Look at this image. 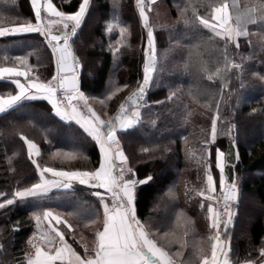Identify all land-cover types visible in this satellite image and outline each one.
Here are the masks:
<instances>
[{
    "label": "trees",
    "instance_id": "16d2710c",
    "mask_svg": "<svg viewBox=\"0 0 264 264\" xmlns=\"http://www.w3.org/2000/svg\"><path fill=\"white\" fill-rule=\"evenodd\" d=\"M219 2L158 0L156 4L166 5L169 15L159 22L154 19V6L151 8L149 22L156 40L158 72L153 74V84L146 97L150 107L140 108V121L135 127L118 131L129 166L136 169L139 178L148 174L154 178L150 184L137 189L138 218L156 234L158 245L181 264H189L197 248L210 253L209 201L197 193L206 188L202 155L211 165L213 176L219 175L214 158L217 147L226 153L228 181L239 175V197L233 205L237 215L233 226L225 230L230 257L234 262H244L249 255L255 260L264 243V80L260 79L264 76V21L259 19V12L257 22L246 25L249 36L240 39V47L229 45L230 57L242 65V70L225 74L227 87L225 79L208 81L195 68H185L188 49L193 43L204 44L202 59L210 70L223 67L224 42L192 23L194 9L198 15H208L211 8L206 5L217 6ZM227 2L233 26L237 10L247 13L248 9L264 6V0ZM53 3L61 10L71 11L79 0H72L71 5L62 0H53ZM233 3L236 8L232 7ZM28 19H33L30 0L15 3L0 0V27ZM109 24L115 25L111 32L107 30ZM121 27L128 29L125 46L114 56L109 45H116L121 39ZM145 47L146 30L141 25L135 0H92L85 22L73 38L74 56L81 63L86 57L93 65L91 74L83 67L81 90L99 101L110 87L129 85L108 101L107 106L93 107L101 119L115 116L119 104L142 79ZM17 56H28L33 74L42 80L50 79L55 71L51 50L39 34L0 38V67L18 66L14 59ZM170 91L176 92L172 100L167 99ZM9 93L15 95L16 87L0 81V95L6 97ZM155 101L164 103L155 104ZM128 107L131 112L133 106ZM217 114L220 117L217 137L209 149L212 155L208 156L204 152L205 141L211 136L212 119ZM231 125L235 128L229 133ZM21 137L37 145L40 155L36 162L41 168L83 171L94 170L99 165V148L81 126L61 120L48 101H25L0 114L2 191L10 193L18 186L39 182L33 158H29L25 139ZM143 147L154 151L143 154ZM66 152L76 153V158L65 157ZM91 191L87 186L74 184L70 190L52 191L42 200H18L0 210V264H16V260L31 251L28 241L36 231L32 217L42 210L50 209L72 225L71 232L63 224L60 228L74 249L81 254L85 247L91 250L95 233L103 227L102 209ZM17 222L19 230L13 231Z\"/></svg>",
    "mask_w": 264,
    "mask_h": 264
},
{
    "label": "snow or ice",
    "instance_id": "6c2138e0",
    "mask_svg": "<svg viewBox=\"0 0 264 264\" xmlns=\"http://www.w3.org/2000/svg\"><path fill=\"white\" fill-rule=\"evenodd\" d=\"M12 2L15 3L16 0ZM91 2L92 0H79L74 10L65 11L58 8L53 0H30L33 19L18 22L10 28L0 27V38L25 33L39 34L51 50L55 65V71L48 80H42L39 75L33 74V69L28 63V56L15 57L18 66L0 67V79L10 80L18 90L15 95L10 93L6 97L0 95V113L7 112L23 100H46L51 103L55 115L61 120L75 121L80 125L98 146L100 152L99 165L94 170L64 171L51 167L41 168L36 160L32 159L39 174V182L22 188L18 186L10 193L0 190V210H3L13 206L18 200L24 201L28 198L42 200L53 188L71 189L73 183H78L92 190L91 195L96 198L99 208L102 209L103 230L95 233V247L91 250L85 247L83 254L66 240V234L61 230L60 225H65L69 232L72 231V225L62 219L61 215L50 209L34 213L32 219L35 221L36 231L28 241L31 251L26 252L23 259L16 260V264H177L169 252L158 245L154 238L156 234L138 219L137 189L150 184L154 178L150 174L139 178L136 169L127 166L129 158L125 155L118 138L119 130L131 129L140 121L141 107H150L146 95L153 84V74L158 72L156 40L146 13L145 0H135L141 25L146 30L142 79L136 82L135 89L119 104L118 113L108 120L101 119L90 106L92 98L81 90L80 79L76 74L81 67V62L72 51L73 38L77 36L78 30L85 22ZM150 2L155 3L156 0H150ZM62 3L71 5L72 0H62ZM206 7L211 8L208 15H198L196 10H193L192 23L194 26L207 29L215 38L224 42L223 67H216L214 71L210 70L202 59L204 44L193 43L188 49V62L185 68H195L200 74L206 75L208 81H214L217 78L225 79L224 86L227 87L225 74L233 70H242V65L235 63L230 57L229 45L235 48L240 47V39L249 36L246 25L257 22V12H259V19L264 21V6L259 9H248L247 13L237 10L234 17L235 26L230 23L233 17L229 14L230 5L227 0H220L217 6L208 4ZM232 7L237 6L233 3ZM45 15L49 17L47 22H45ZM54 25L58 26L56 32L52 31ZM113 27L115 25L109 24L107 30L111 32ZM119 32L121 39L116 41V45H109V51L114 56L120 53L121 47L125 46V34L128 29L121 27ZM20 77L25 78L26 83H22ZM260 79L264 80V76H260ZM128 87L127 84L110 87L106 95L99 98V103L107 106L108 101ZM175 96L176 92L170 91L167 99L172 100ZM65 101L67 107H62ZM162 103L164 101H155V104ZM129 104L133 106L131 112ZM219 118L217 114L212 119L211 136L205 141L204 152L208 156L212 155L209 149L217 137ZM234 128L235 125H231L228 132L231 133ZM21 139L25 138L21 137ZM25 143L31 159L34 151L38 154L37 145L27 139ZM153 151L152 148H141L143 154ZM63 155L70 159L76 158V153L66 152ZM214 158L215 169L220 174L219 195H216L217 186L212 167L205 161L203 155L200 159L205 162L206 188L197 193L209 201L207 218L212 232L208 237L211 241L210 256L203 248H197L189 264H233L229 256V238L226 231H222L221 226L223 230H227L233 222L232 208L238 201L239 187L235 176L226 182L224 175L225 167L228 166L226 153L217 147ZM231 167L235 169L234 164ZM46 173L51 174L54 179L47 178ZM217 205H222V210ZM200 206L203 208L204 204L201 203ZM42 225L46 227L42 228ZM18 230L19 222L13 228V231ZM244 264H264V243L259 249L258 258L253 260L250 255L246 256Z\"/></svg>",
    "mask_w": 264,
    "mask_h": 264
},
{
    "label": "rangeland",
    "instance_id": "374dc122",
    "mask_svg": "<svg viewBox=\"0 0 264 264\" xmlns=\"http://www.w3.org/2000/svg\"><path fill=\"white\" fill-rule=\"evenodd\" d=\"M157 2H155V4L154 3H152L151 5H149V1L148 0H145V8H146V13H147V15L149 16V12L152 10L151 8L153 7L154 8V19L157 21V22H159V21H164V20H166V19H168V17H169V15H168V10L166 9V5L165 6H163V5H158V4H156ZM90 49H92L93 50V47H90ZM91 62H90V60L88 59V58H86L85 57V62H83V63H81V67L78 69V71H77V74H78V76H79V79H80V76H81V72L83 71V67L84 68H86L87 67V69H89V74H91V72L93 71V65H92V63L90 64ZM91 71V72H90ZM147 96V95H146ZM74 103H76V102H74ZM90 106L93 108L94 106H95V108H96V106L97 107H101L100 106V103H99V101L97 100V99H90ZM80 107L82 108V105H80ZM83 109V108H82ZM99 116L101 115V114H98ZM106 118V117H105ZM108 120V119H107ZM251 136L253 137V136H255V134H254V132H253V134H251ZM238 174H237V176L235 177L236 178V180H237V183H238V181H239V179H238ZM216 195L218 196L219 195V191L216 193ZM252 200L254 201V199L252 198ZM255 205H256V203H255V201L253 202ZM217 207H218V205H217ZM232 210H233V213H234V217H233V222L229 225V227L228 228H230V227H232L233 226V224H234V219H235V216L237 215V209L233 206V208H232ZM222 228V231H225V230H223V227H221ZM230 255V254H229Z\"/></svg>",
    "mask_w": 264,
    "mask_h": 264
},
{
    "label": "crops",
    "instance_id": "0c3cea01",
    "mask_svg": "<svg viewBox=\"0 0 264 264\" xmlns=\"http://www.w3.org/2000/svg\"><path fill=\"white\" fill-rule=\"evenodd\" d=\"M148 1H149V5H151L152 3L150 2V0H148ZM157 1H158V0H156V2H157ZM46 18H47V19H46ZM48 19H49V17H48L47 15H45V22H47ZM14 26H15V25L5 26V27H9V28H10V27H14ZM57 27H58V26H55V25H54L53 28H52V31H53V32H56V31H57ZM30 34H34V33L19 34V35H17V36H22V35L25 36V35H30ZM19 79L21 80L22 83H26L25 78L20 77ZM0 81H5V82H9V83H11L10 80H3V79H0ZM13 85H14V84H13ZM14 86H15V85H14ZM17 91H18V90H17ZM146 97H147V96H146ZM35 100H42V99H35ZM35 100H30V99H29V100H23V101H21L19 104H21V103H23V102H25V101H35ZM45 101H46V100H45ZM19 104H18V105H19ZM50 104H51V103H50ZM16 106H17V105H16ZM16 106H14V107H16ZM51 106H52V105H51ZM14 107H13V108H14ZM62 107H67V102H66V101L64 102V104L62 105ZM9 110H10V109H9ZM82 111H83V110H82ZM53 112H54V109H53ZM54 113H55V112H54ZM0 114H2V113H0ZM85 114H86V113H85ZM63 121H64V120H63ZM65 122H68V123H69V122H71V123H76L75 121H65ZM76 124H77V123H76ZM137 124H138V123H137ZM137 124H135L133 127H135ZM79 126H80V125H79ZM133 127H132V128H133ZM132 128H131V129H132ZM124 130H129V129H124ZM37 149H38V147H37ZM39 155H40V151H39V149H38V154H37L36 151H34L33 154H32V158L36 160V159L38 158ZM127 166H129V163H128ZM55 170H57V169H55ZM45 175H46V177L49 178V179H54V178L51 176V174H47V173H46ZM219 175H220V174H219ZM219 175H218L217 178L214 177V180H215V182H216V186H217V192L219 191ZM224 175H225L226 182H227V181H228V178H227V176H226L225 173H224ZM216 180H217V181H216ZM74 184H78V183H73V185H74ZM83 186H84V185H83ZM71 189H72V188H71ZM55 190H70V189H63V188H58V189H57V188H53V189L51 190V192H52V191H55ZM51 192H49L48 195H49ZM138 219H139V218H138ZM102 230H103V227H102V229H101L100 231H102ZM95 244H96V238H95V240H94V243L92 244V245H93L92 248L95 247ZM229 254H230V253H229ZM209 256H210V253H209ZM229 256H230V255H229ZM230 260L233 261L231 257H230ZM175 261H176V260H175ZM177 264H181V263H180V262H177ZM233 264H244V262H234V261H233Z\"/></svg>",
    "mask_w": 264,
    "mask_h": 264
},
{
    "label": "built area",
    "instance_id": "2783aa9c",
    "mask_svg": "<svg viewBox=\"0 0 264 264\" xmlns=\"http://www.w3.org/2000/svg\"><path fill=\"white\" fill-rule=\"evenodd\" d=\"M218 207L222 210V205H218ZM221 227H223V226H221Z\"/></svg>",
    "mask_w": 264,
    "mask_h": 264
},
{
    "label": "water",
    "instance_id": "95a60500",
    "mask_svg": "<svg viewBox=\"0 0 264 264\" xmlns=\"http://www.w3.org/2000/svg\"><path fill=\"white\" fill-rule=\"evenodd\" d=\"M73 55H74V54H73ZM156 59H157V58H156ZM76 74H77V73H76ZM77 75H78V74H77ZM129 105H131V104H129ZM131 106H132V105H131ZM238 197H239V193H238ZM237 202H238V201H237ZM237 202H236V203H237ZM236 203H235V204H236Z\"/></svg>",
    "mask_w": 264,
    "mask_h": 264
}]
</instances>
